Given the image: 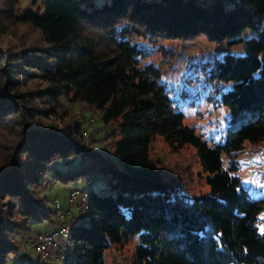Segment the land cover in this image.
Masks as SVG:
<instances>
[{
	"label": "trees",
	"instance_id": "obj_1",
	"mask_svg": "<svg viewBox=\"0 0 264 264\" xmlns=\"http://www.w3.org/2000/svg\"><path fill=\"white\" fill-rule=\"evenodd\" d=\"M41 5L39 12L0 0V264L21 260L24 239L32 249L33 225L54 222L51 180L93 177L114 192L85 185L87 208L73 217L68 236L73 259L61 264H105L110 243L132 239L131 264H264V228L257 226L264 197L242 183L237 160L246 143L264 142V0ZM6 35L14 40L2 48ZM199 36L244 49L210 70L204 63L229 121L245 116L211 145L184 123L152 58L169 63ZM70 103L99 114L114 161L87 144ZM155 135L172 151L195 148L208 191L191 198L175 191L180 183L165 177L150 152ZM73 159V169L54 166ZM64 256L52 254L51 264ZM26 257L23 264H37Z\"/></svg>",
	"mask_w": 264,
	"mask_h": 264
},
{
	"label": "rangeland",
	"instance_id": "obj_2",
	"mask_svg": "<svg viewBox=\"0 0 264 264\" xmlns=\"http://www.w3.org/2000/svg\"><path fill=\"white\" fill-rule=\"evenodd\" d=\"M94 2L97 5H101L110 2V0H94ZM21 7H30L33 10L38 9L39 12L43 11L41 0H21ZM9 40L14 39L10 35H6L1 47H6L5 43ZM227 53L242 55L244 54L243 45L228 46L225 43H214L199 36L194 41L185 44L181 56H172L169 63L164 60L166 58L162 60L160 54H153L152 56L156 66L162 71L160 82L165 84L166 89L169 91V96L174 100V104L183 112L184 123L191 126L195 133L209 145L219 141L228 131L235 130L245 119V116H240L235 122L229 121L228 108L218 102L220 93H217L207 81V75L209 76L210 71L203 69L205 62L208 63L206 69L210 70L216 60L222 59L223 55ZM261 57L264 60V52ZM257 75L258 73L256 72L255 76ZM68 106L70 107V113H73L74 116L82 117L87 144L102 151L109 160L114 161L112 150L104 139V132L108 129L103 127L99 114L94 111L93 107L85 104L70 103ZM56 122L60 125L61 120L57 119ZM150 148L151 154L159 159V166L163 170L165 177L180 183L175 185L177 193L191 198L200 192L208 191L209 186L205 179L207 173L202 170L199 158L192 145H184L178 148L177 151H172L161 136L155 135ZM237 160L239 166L238 175L242 183L248 187L254 198L264 197V142L260 145L246 143L244 150L238 154ZM77 162V159L71 160L68 164L63 161H57L54 166L68 170L73 169ZM83 164H80V167ZM50 185L52 187L48 192L47 187L43 191L47 192L49 196L48 206L52 208L55 198L59 200L61 206H67L68 189L73 186H85L86 184L85 179H78L65 184L55 179L51 180ZM87 187L102 194L114 192L109 186L104 184L103 178L98 177H93L92 184ZM71 212L74 217L79 215L78 210L75 208ZM257 220V226L261 229L264 228V211L259 214ZM49 228H51L50 223L46 221L32 226V230L45 231L49 230ZM29 242L26 239L21 241L22 255L16 257L15 260L21 258L25 262L26 255L29 258L34 257ZM135 243L136 239H132L123 245L110 243L104 254L105 264H131V254ZM61 245L65 256L63 260L57 261L56 264L73 259V244L70 239L68 237L62 239Z\"/></svg>",
	"mask_w": 264,
	"mask_h": 264
},
{
	"label": "built area",
	"instance_id": "obj_3",
	"mask_svg": "<svg viewBox=\"0 0 264 264\" xmlns=\"http://www.w3.org/2000/svg\"><path fill=\"white\" fill-rule=\"evenodd\" d=\"M91 179L85 184H91ZM67 206H61L57 198L53 201L52 210L54 212V222L50 224L49 230L33 231L32 251L37 264H51L52 254L57 257L63 256L61 240L69 236L70 225L73 219L72 209L83 213L87 208L88 190L85 186H73L67 191ZM16 264H23L18 260Z\"/></svg>",
	"mask_w": 264,
	"mask_h": 264
}]
</instances>
